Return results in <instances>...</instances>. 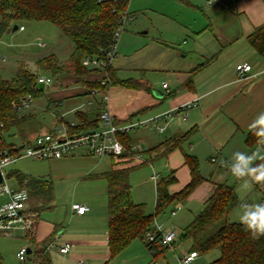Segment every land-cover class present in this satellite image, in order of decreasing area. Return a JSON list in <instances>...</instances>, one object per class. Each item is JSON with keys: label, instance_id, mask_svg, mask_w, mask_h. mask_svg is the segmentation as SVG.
Listing matches in <instances>:
<instances>
[{"label": "crops", "instance_id": "1", "mask_svg": "<svg viewBox=\"0 0 264 264\" xmlns=\"http://www.w3.org/2000/svg\"><path fill=\"white\" fill-rule=\"evenodd\" d=\"M121 1L126 3L125 10L130 19L122 26L110 68L114 80L132 82V87L115 85L105 92L89 91L85 84L98 82L100 75L88 72L83 77L72 76L71 82H76L80 89L71 92L57 93L59 86L50 78L48 94L53 102L83 96L91 104L89 100L92 99L97 111L79 114L88 120L99 114L101 94H107L105 106L116 125L146 120L196 102L197 106L176 112L166 123H159L164 127L162 133L146 127L133 131L132 137H128L132 143L141 146L152 165L164 161L161 172L166 173L165 177L172 174L176 179L168 188L170 194L179 192L190 180L183 154L195 157L204 181L183 203L196 200L203 209L215 185H231L227 178L218 176L214 179L213 171L207 177L205 174L209 171L205 165L215 164L217 160V169L229 177L228 174L233 173L230 166L238 163L235 153L249 157L256 154L250 167L262 156L261 150L249 149L245 140L254 121L264 112V56L250 42L256 28L264 24V0ZM69 49L68 54H71L73 46ZM49 55L56 57L53 53ZM243 63L249 64L250 72L239 79L235 67ZM163 84L167 85L166 90L162 88ZM154 89L163 96L155 97L152 94ZM78 116L76 126L81 124ZM85 126L90 128L88 131L101 128L99 123L95 128ZM181 137L185 140L180 149L164 156V148L156 149L167 140ZM97 159H103L108 167L105 171L88 172L91 175L103 174L112 168L113 159ZM211 159L216 160L211 162ZM220 163L224 166L221 167ZM240 178L236 177V180ZM254 187L261 192L257 184ZM106 205L103 200L92 201L83 215H76L70 209L75 215L73 219L86 224L82 234H67L60 239V244L68 241L72 244L71 258L83 259L87 264H109ZM175 206L179 204L171 205V211ZM190 216L188 222L195 215ZM34 223L32 236L36 241L38 223L36 227ZM29 247L32 250L31 245Z\"/></svg>", "mask_w": 264, "mask_h": 264}, {"label": "trees", "instance_id": "2", "mask_svg": "<svg viewBox=\"0 0 264 264\" xmlns=\"http://www.w3.org/2000/svg\"><path fill=\"white\" fill-rule=\"evenodd\" d=\"M126 3L100 2L99 0H0V38L11 31L13 26L22 22H47L58 29L72 43L73 50L68 58L74 76H80L84 68L81 62L86 57L96 56L99 50H106L112 43L114 30L118 26L119 16L124 13ZM254 49L264 56V24L256 28L251 36ZM41 72L55 76L62 73L56 59L47 56L37 61ZM86 74L89 72L85 70ZM108 82L101 86L99 82L90 84V89L105 92L110 86L121 85L132 87V82L114 80L111 68L105 70ZM36 77L19 66L16 75L10 81L0 80V158L3 151L15 153L26 139L25 128L33 121L29 114L15 109L16 103L26 95L33 100L41 95L37 88ZM88 87V85H86ZM95 119L88 120L79 115L80 125L70 130V133L88 131L85 125L95 128ZM85 124V125H84ZM259 128L252 129L246 136V146L262 152L261 158L251 167L255 168L264 161V140L255 133ZM20 142H14L15 137ZM126 149L133 143L128 136L118 138ZM184 137L177 140H167L156 149L164 148L163 156L174 149H180ZM20 144V145H19ZM184 164L189 170V182L177 193L170 194L169 186L176 182L172 174L160 178L155 184L154 213L147 214L143 204H136L131 197L129 174L135 166L128 161L113 160L112 168L103 174L92 175L91 179H103L107 189V231L108 251L110 259L116 257L135 240H143L144 234L150 230L154 218L173 204L183 203L192 192L203 183L199 164L195 157L183 154ZM123 159V158H122ZM5 178H14L19 189L27 192V209L35 216L53 209V186L49 179L33 178L16 170L6 172ZM254 184V183H253ZM256 186V184H254ZM29 205V208H28ZM238 206V199L233 186L217 184L213 193L206 200L203 209L195 215L181 233V239L189 240L192 244L190 251L206 255L218 251V257L212 264H264V235L254 239L252 234L245 231L241 223L228 221V216ZM26 211V210H25ZM161 233H156L155 242H146L148 251L153 249L155 254H162L166 247L156 245ZM27 238L36 264H52L46 247L37 243L30 230L24 236ZM0 264H3L0 256Z\"/></svg>", "mask_w": 264, "mask_h": 264}, {"label": "rangeland", "instance_id": "3", "mask_svg": "<svg viewBox=\"0 0 264 264\" xmlns=\"http://www.w3.org/2000/svg\"><path fill=\"white\" fill-rule=\"evenodd\" d=\"M17 25L18 27L22 26L23 31H8L0 38V80L10 81L16 75L18 67L22 66L26 72L35 75L36 78L49 77L54 79L55 84L59 86L57 93L80 89V86L75 84L76 82L74 84L71 82L74 73L70 64L68 65L70 55L68 52L70 53L69 48L72 46L70 40L47 22H22ZM50 53L56 55L57 58L54 55L49 56L56 59L62 70V73L55 76L49 75L48 72H41L36 67L39 57L47 56ZM85 75L84 70L80 76ZM61 80L63 82H60ZM85 85H88L86 87L89 91L94 90L90 89V83ZM49 87V85L44 87L41 95L21 112L33 117V121L25 128L26 139L29 142L38 134L52 131L54 125H57V130L64 124L75 123L79 114L87 115L97 111L93 104L94 101L90 99L91 104H88L87 99L83 96H75L71 101L60 98L59 102H53L48 94ZM132 134L130 132L128 136L131 138ZM14 142H20L17 136ZM255 156L256 154L251 155L253 159ZM106 159L109 161L111 158L106 157ZM144 159L149 161L147 157ZM64 162L67 163L64 164ZM218 163L219 161L216 160L215 164L208 163L205 165L209 171L205 175L208 177V173L213 171L212 177L214 176V179L220 176L221 179L227 178L231 183L230 186L234 187L238 199V206L227 219L230 222L241 223V216L247 211L255 210L250 207L251 205L264 204V196L262 195V193L264 194V181L256 182L251 175H245L236 180L237 176L230 172H227L230 173L227 177L226 174L217 169ZM134 166L129 174L132 199L137 204H143L146 207V212L153 214L155 184L150 180V176L153 173H158L163 176L162 178L166 176L165 172H161L164 161L153 164V170L148 164L136 163ZM107 167L103 159L85 156L82 152H78L56 162L21 159L6 169L7 173L16 170L33 178H49L52 182L53 209L40 213L35 223V216L28 211L27 205L24 212V217L33 219L34 227L38 223L36 242H44V246H47L46 249L52 264H76L77 259L71 258L73 255L71 252L67 256L58 255L56 245L62 242L60 239L63 236L67 234L77 236L83 233L84 227L86 228V224L82 225L73 219L75 215L70 211L73 205H83L89 208L88 205L92 201L100 202L103 200L105 204L107 203L106 182L103 179H91L92 175L88 173L94 170L105 171ZM253 183L258 185L261 192L255 189ZM4 186L11 192H16L19 188L14 178H5ZM8 199L7 195H0V209L4 207ZM178 207L180 210L174 216L170 215L172 208H167L153 221L154 226L158 227V231L162 235L168 232H175L176 234L174 243L166 251L153 256L145 247V239L135 240L113 259L108 256L109 264H178L177 258L189 252L192 246L189 240L181 239V233L188 225L190 215L198 214L202 206L198 201L192 200L189 203L179 204ZM105 212L107 214V205ZM14 223L11 225L12 229L9 233L0 234V256L3 264H36L33 255H26L23 262L17 259V252L20 249H29L30 245H28L29 242L24 237L25 234L20 225L17 222ZM32 229L31 226L29 230L32 232ZM59 231L61 233L58 234ZM218 254V251L206 255L199 254V258L191 264H212L217 259Z\"/></svg>", "mask_w": 264, "mask_h": 264}, {"label": "built area", "instance_id": "4", "mask_svg": "<svg viewBox=\"0 0 264 264\" xmlns=\"http://www.w3.org/2000/svg\"><path fill=\"white\" fill-rule=\"evenodd\" d=\"M100 2H118L120 0H99ZM130 19V16L125 11L119 16L118 26L114 30L112 43L106 50H99V54L96 56L86 57L82 60L81 66L85 70L100 75L99 83L101 86H105L108 82L105 70L110 67L112 59L115 57V50L122 33V26L126 20ZM17 31H23V27L19 26ZM39 45V44H38ZM238 78H244L250 72V66L247 63L239 64L235 67ZM37 84H42L46 87L51 84V79L48 77H37ZM162 88L166 90L167 85L163 84ZM94 95V92L91 93ZM108 101L107 94H101L100 100V112L98 115V123L100 129H95L92 131H83L79 133H70V130L76 126V123L71 122L64 124L61 128L56 130L57 125H54L52 131H47L45 133L38 134L29 143L22 145L15 153L10 154L8 151H3L0 158V176L2 178V184L0 185V195H7L8 201L3 208L0 209V234L9 233L12 229L11 225L17 222L20 225L23 233L26 234L31 226L33 225V220L24 217V212L26 210L28 195L26 190L18 189L16 192H11L6 186H4L6 169L13 165L15 162L21 159H30L32 161H52L60 160L74 155L75 153L82 152L85 155L94 156L97 158L109 157L115 161L126 160L130 165L148 164L152 167V163L144 159V151L141 146L137 143H133L128 149L124 147L121 141L118 139L119 136H128L129 133L140 129L149 127L157 133H162L164 127L159 123L167 122L170 120L176 112H185L186 110L197 106L196 102H192L181 106L175 110H170L161 115L146 119V120H136L127 122L122 125L114 124V119L107 110L105 104ZM33 102L31 95H26L24 98L20 99L16 105L15 109L18 111H23L28 108ZM103 104V106H102ZM185 119V117H183ZM123 158V159H122ZM211 159V162H214ZM221 167L224 166L220 163ZM232 168V165L230 166ZM153 170V167H152ZM160 175L158 173H153L150 176V180L156 184L160 180ZM180 208L177 207L175 210L170 212L171 216ZM72 212L76 215H83L88 211V208L83 205H73L71 207ZM156 233H161L158 231V227L152 224L149 231L144 234V239L146 242H155L154 237ZM176 239L175 232H168L160 236V239L156 242V245L166 247L167 249L174 243ZM72 248L71 243H62L57 246V252L59 255H66ZM153 254V249L149 251ZM192 253H196V256L192 259ZM27 255L26 249H20L16 257L19 261L23 262L25 256ZM199 258V253L196 251H189L184 253L180 258H177L178 264H191ZM76 264H86L83 260H77Z\"/></svg>", "mask_w": 264, "mask_h": 264}, {"label": "clouds", "instance_id": "5", "mask_svg": "<svg viewBox=\"0 0 264 264\" xmlns=\"http://www.w3.org/2000/svg\"><path fill=\"white\" fill-rule=\"evenodd\" d=\"M253 129L259 127V131L255 134L258 137L264 138V112L260 113L258 118L251 126ZM264 143V140L261 141ZM234 158L238 161L235 165H232V172L237 177H243L245 175H251L256 182L264 181V164L258 165L255 168L250 167L253 157L246 156L244 153H235ZM250 207L254 208V211H247L241 216V223L245 227V231L252 234L254 239H258L264 235V204H255ZM196 256V253H192L189 259Z\"/></svg>", "mask_w": 264, "mask_h": 264}, {"label": "water", "instance_id": "6", "mask_svg": "<svg viewBox=\"0 0 264 264\" xmlns=\"http://www.w3.org/2000/svg\"><path fill=\"white\" fill-rule=\"evenodd\" d=\"M12 32H15V31H17V26H13V28H12V30H11ZM37 88L40 90V91H43V85L42 84H38L37 85ZM152 94L155 96V97H157V98H161L163 95H162V92H160V91H158V90H152ZM21 147H23V146H21ZM2 178H1V176H0V185L2 184ZM30 252H29V250H27V254H29Z\"/></svg>", "mask_w": 264, "mask_h": 264}]
</instances>
